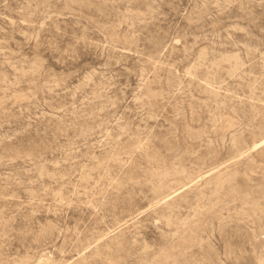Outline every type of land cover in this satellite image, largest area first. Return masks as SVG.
I'll list each match as a JSON object with an SVG mask.
<instances>
[{
  "label": "rangeland",
  "instance_id": "obj_1",
  "mask_svg": "<svg viewBox=\"0 0 264 264\" xmlns=\"http://www.w3.org/2000/svg\"><path fill=\"white\" fill-rule=\"evenodd\" d=\"M0 264H264V0H0Z\"/></svg>",
  "mask_w": 264,
  "mask_h": 264
}]
</instances>
